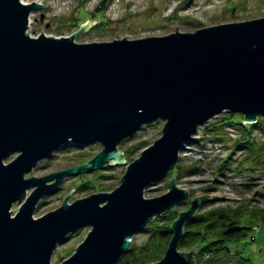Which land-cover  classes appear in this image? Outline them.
<instances>
[{
    "label": "water",
    "instance_id": "95a60500",
    "mask_svg": "<svg viewBox=\"0 0 264 264\" xmlns=\"http://www.w3.org/2000/svg\"><path fill=\"white\" fill-rule=\"evenodd\" d=\"M44 9L0 0V264H51L55 248L84 228V240L60 264H118L132 236L188 199L174 178L162 196L146 199L144 192L177 165L197 130L224 112L246 124L264 116V17L78 44L76 34L99 21H87L70 37L31 38L28 18ZM159 120L161 137L127 165L112 192L69 205L71 190L60 207L33 218L39 200L55 194L65 178L126 163L117 146ZM69 143L102 149L83 165L25 178ZM201 200L178 214L163 257L152 264H187L190 252L178 244ZM14 203L21 205L12 214Z\"/></svg>",
    "mask_w": 264,
    "mask_h": 264
},
{
    "label": "rangeland",
    "instance_id": "374dc122",
    "mask_svg": "<svg viewBox=\"0 0 264 264\" xmlns=\"http://www.w3.org/2000/svg\"><path fill=\"white\" fill-rule=\"evenodd\" d=\"M25 1L36 2L45 7L43 11L32 13L30 32L34 36L42 33L52 38L70 37L87 21L93 23L98 20L99 22L92 24L87 31L76 34L74 40L78 44L111 42L124 38L134 40L161 37L175 33L176 27L179 33H193L206 27L264 17V0H118V2L114 0L115 5H112L113 0H104V9L99 17L94 11L96 7L101 6L103 0ZM41 14L44 16L43 21H40ZM225 113L228 112L200 127L193 138L196 143L191 141L187 149L179 155L178 163L182 166L183 176L180 179L174 178V184L179 189L186 190L189 197L185 203L171 210L177 213V217L197 198H202L196 211L198 214L214 209H222L228 213L237 209L247 212L258 210L264 214V131L258 129L252 131L250 137L256 145L254 150H236L237 140L244 137L240 127L227 125L222 130L204 129L206 126L223 124ZM257 119H262L264 124V116ZM241 122L244 126L248 125L243 119ZM163 124L164 121L159 120L144 125L117 146V151L122 152L119 160H123L125 156L126 163L108 165L109 167L106 165L99 171L65 178L55 194L39 200L33 218H39L60 207L71 190L74 191L66 199L69 205L92 194L112 192L118 187L127 165L137 159L143 149L161 137ZM143 143H146L144 147ZM101 149L99 143L82 147L69 143L54 153L52 158L39 162L25 178L31 176L39 178L83 165L92 160ZM15 156L16 154H11L4 163L10 162ZM226 160L228 162L226 170L223 175H219L217 170ZM194 165L200 168V172L184 175L185 170ZM176 167L177 165L174 168ZM170 172L161 181L145 190L146 199L162 196L168 191V185L173 178ZM20 205L21 203L13 204L12 214L18 211ZM239 224L245 226L244 220H240ZM88 231L89 228L81 229L58 245L50 263L60 264L68 259ZM147 239L145 233L135 234L131 238L129 248L143 246ZM154 246L156 247V243ZM229 250L230 253L223 252L209 264H239L236 257H232L236 253L237 258L248 260V264H264V224L254 222L247 236L240 242L229 245ZM192 253L193 251L189 256Z\"/></svg>",
    "mask_w": 264,
    "mask_h": 264
},
{
    "label": "trees",
    "instance_id": "16d2710c",
    "mask_svg": "<svg viewBox=\"0 0 264 264\" xmlns=\"http://www.w3.org/2000/svg\"><path fill=\"white\" fill-rule=\"evenodd\" d=\"M103 6L104 0L101 6L96 7L94 11L97 17L103 11ZM76 21L77 19L74 20V22ZM225 114L226 118H223V124L206 126L204 129L206 131H213L214 129L222 130L227 125L240 127L242 136L244 137H240L237 140L235 144L236 150H254L256 145L250 136L255 129L264 131L262 119H257L255 124L244 126L241 122L243 119L241 115ZM191 141L192 143H196L194 139ZM142 145L144 147L146 143ZM227 165L228 162L226 160L217 170L219 175H223ZM199 172L200 168L194 165L186 169L184 175H194ZM170 175L176 179H180L183 176L180 163L177 164L176 168L172 169ZM203 202L205 203V201ZM176 219L177 213L174 211L166 212L154 218L142 232L147 235V242L140 247H130L118 264H152L161 260L171 238L170 226ZM240 220H244L245 226L239 224ZM254 222L264 224V214L261 211L251 210L247 212L237 209L235 212L228 213L222 209H214L200 214L196 213L186 222L183 228L178 250L183 253L193 251L188 258L187 264H209L210 262H214L216 257L223 252L230 253L229 245L243 240L247 236V232L252 230ZM251 240L254 239L251 238ZM155 243L156 247L154 246ZM232 257H236L239 264H248V260L237 258V253Z\"/></svg>",
    "mask_w": 264,
    "mask_h": 264
},
{
    "label": "built area",
    "instance_id": "2783aa9c",
    "mask_svg": "<svg viewBox=\"0 0 264 264\" xmlns=\"http://www.w3.org/2000/svg\"><path fill=\"white\" fill-rule=\"evenodd\" d=\"M20 2L23 4V5H29V4H31V3H36V2H27V1H25L24 2V0H20ZM115 2H118V0H115ZM115 2H114V0H113V3H112V5H115ZM31 16H32V14H30V16H29V18H28V24H27V30H26V34L29 36V37H31V38H36V37H38L39 35H33V34H31V32H30V20H31ZM187 148V147H186Z\"/></svg>",
    "mask_w": 264,
    "mask_h": 264
}]
</instances>
